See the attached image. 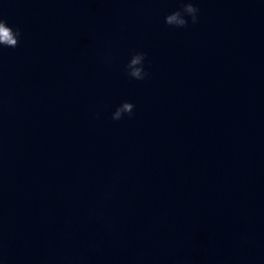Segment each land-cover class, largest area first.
Wrapping results in <instances>:
<instances>
[{"label": "water", "instance_id": "water-1", "mask_svg": "<svg viewBox=\"0 0 264 264\" xmlns=\"http://www.w3.org/2000/svg\"><path fill=\"white\" fill-rule=\"evenodd\" d=\"M193 3L0 0V264H264V0Z\"/></svg>", "mask_w": 264, "mask_h": 264}, {"label": "clouds", "instance_id": "clouds-1", "mask_svg": "<svg viewBox=\"0 0 264 264\" xmlns=\"http://www.w3.org/2000/svg\"><path fill=\"white\" fill-rule=\"evenodd\" d=\"M199 9L194 5L193 0H181V7L165 16V23L175 28H185L189 24L186 17L191 18V23L198 22ZM21 30L9 26L7 21L0 16V47L15 48L19 44ZM146 53L135 52L125 66L127 75L135 80H144L148 73L144 68ZM135 105L131 102H122L112 113V120H120L125 114L131 116ZM98 115V114H97Z\"/></svg>", "mask_w": 264, "mask_h": 264}]
</instances>
